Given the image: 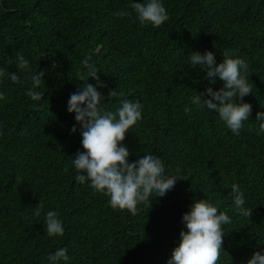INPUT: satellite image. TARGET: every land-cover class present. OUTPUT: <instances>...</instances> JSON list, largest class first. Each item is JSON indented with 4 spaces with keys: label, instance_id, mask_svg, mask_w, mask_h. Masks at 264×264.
Wrapping results in <instances>:
<instances>
[{
    "label": "trees",
    "instance_id": "obj_1",
    "mask_svg": "<svg viewBox=\"0 0 264 264\" xmlns=\"http://www.w3.org/2000/svg\"><path fill=\"white\" fill-rule=\"evenodd\" d=\"M142 2V0H137ZM169 19L158 28L141 25L129 0H0V67L19 73L23 53L34 71L45 70L41 102L21 83L0 82V264H47L48 253L67 247L71 264H167L185 228L182 216L195 199L210 198L232 218L225 226L218 264H247L264 249V0H164ZM225 49L249 63L251 118L234 134L215 113L184 106L209 86L206 71L186 64L191 51ZM90 57L101 81L105 108L123 99L144 104L143 119L124 144L135 161L158 153L170 173L185 178L163 197L138 205L136 214L113 209L109 197L78 183L71 159L85 151L68 100L81 89V61ZM96 85V79L89 77ZM218 81L214 88L219 89ZM111 91L116 94L110 96ZM67 167V171L65 170ZM239 184L251 216L232 202ZM43 205L39 217L35 207ZM60 213L62 237H48L44 213Z\"/></svg>",
    "mask_w": 264,
    "mask_h": 264
},
{
    "label": "clouds",
    "instance_id": "obj_2",
    "mask_svg": "<svg viewBox=\"0 0 264 264\" xmlns=\"http://www.w3.org/2000/svg\"><path fill=\"white\" fill-rule=\"evenodd\" d=\"M129 11H118L117 16L135 14L141 25L158 28L169 19L164 0H129ZM15 61L19 73L9 72L0 67V82L10 78L14 83H21L20 73H25L31 87L27 96L41 102L45 93L39 89L44 84L46 71H34L30 60L18 53ZM81 64L85 72L80 79L84 81L81 89L71 94L68 100V112L75 115L77 122L71 128L73 134L79 132L81 144L85 151H80L71 159V167L75 170L78 183H90V187L109 197L113 209H127L136 214L138 205L150 203L155 198L165 196L177 181L185 178L179 167L175 173L168 171L162 156L158 153L146 152L138 159H130L131 152L125 141L126 135L143 119L144 104L139 100L123 99L115 110L105 108V97L100 88L106 85L101 81L95 65L90 57H85ZM186 64L206 71L205 80L209 86L204 91H197L184 106V114L191 117L194 107L215 113L219 120L234 134L239 135L241 129L251 118L253 106L244 97L253 93L247 72L249 63L235 50L225 49L222 60L217 61L216 53L207 50L191 51ZM89 77L96 79V85L88 82ZM218 81L223 84L219 89L213 87ZM116 94L111 91L110 96ZM6 94L0 91V101ZM258 122L257 135L264 134V111L256 114ZM68 170L67 167L65 169ZM232 202L244 216H251L252 209L246 207V197L239 184L231 186ZM43 205L35 207L34 215L39 217ZM232 218L226 211L219 210L218 205L210 198L195 199L190 210L182 216L185 228L180 232V241L173 249L167 264H218L225 226L231 224ZM45 231L48 237H62L65 234L64 221L56 210L49 209L44 213ZM71 256L67 247H59L48 253L47 264H71ZM247 264H264V249L257 250L247 260Z\"/></svg>",
    "mask_w": 264,
    "mask_h": 264
}]
</instances>
